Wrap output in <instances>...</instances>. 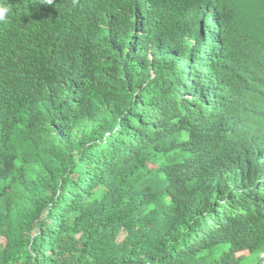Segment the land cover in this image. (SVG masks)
Segmentation results:
<instances>
[{
  "label": "trees",
  "instance_id": "trees-1",
  "mask_svg": "<svg viewBox=\"0 0 264 264\" xmlns=\"http://www.w3.org/2000/svg\"><path fill=\"white\" fill-rule=\"evenodd\" d=\"M8 3L0 264L264 248V0Z\"/></svg>",
  "mask_w": 264,
  "mask_h": 264
},
{
  "label": "clouds",
  "instance_id": "clouds-1",
  "mask_svg": "<svg viewBox=\"0 0 264 264\" xmlns=\"http://www.w3.org/2000/svg\"><path fill=\"white\" fill-rule=\"evenodd\" d=\"M34 3L39 4L40 0H34ZM43 4L52 5L53 0H43ZM12 13L13 9L8 3V0H0V24L8 23ZM257 257L260 258L259 261ZM243 264H264V248H258L252 256L248 257V261L245 260Z\"/></svg>",
  "mask_w": 264,
  "mask_h": 264
},
{
  "label": "rangeland",
  "instance_id": "rangeland-1",
  "mask_svg": "<svg viewBox=\"0 0 264 264\" xmlns=\"http://www.w3.org/2000/svg\"><path fill=\"white\" fill-rule=\"evenodd\" d=\"M246 260L248 261V258ZM241 264H243V263H241Z\"/></svg>",
  "mask_w": 264,
  "mask_h": 264
},
{
  "label": "bare ground",
  "instance_id": "bare-ground-1",
  "mask_svg": "<svg viewBox=\"0 0 264 264\" xmlns=\"http://www.w3.org/2000/svg\"><path fill=\"white\" fill-rule=\"evenodd\" d=\"M247 156V155H246ZM240 157H241V155H240ZM244 157V156H243Z\"/></svg>",
  "mask_w": 264,
  "mask_h": 264
}]
</instances>
